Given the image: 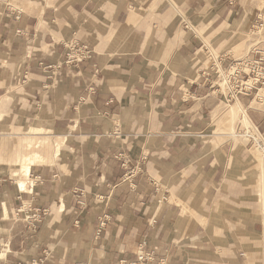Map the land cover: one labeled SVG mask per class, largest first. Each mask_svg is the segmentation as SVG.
<instances>
[{"label":"crops","instance_id":"0c3cea01","mask_svg":"<svg viewBox=\"0 0 264 264\" xmlns=\"http://www.w3.org/2000/svg\"><path fill=\"white\" fill-rule=\"evenodd\" d=\"M55 1L58 10L40 8L38 17L0 4V99L23 90L27 115L35 105L39 114L29 124H20L21 112L9 115L12 123L22 130L37 122L51 140L62 139L51 164L31 168L23 191L0 168V264H242L238 248L235 259L218 253L229 234L217 238L203 224L219 174L217 147L203 135L202 108L193 109L182 89L207 97L191 59L203 41H233L250 29L257 31L234 41L233 51L264 43V8L255 0H163L170 8L160 13L159 3L164 25L155 26L134 24L140 0ZM179 17L187 20L181 30ZM39 19L59 26L29 48ZM80 46L90 56L80 51L76 63ZM219 58L220 67L235 60ZM248 109L255 108H247L253 123Z\"/></svg>","mask_w":264,"mask_h":264},{"label":"rangeland","instance_id":"374dc122","mask_svg":"<svg viewBox=\"0 0 264 264\" xmlns=\"http://www.w3.org/2000/svg\"><path fill=\"white\" fill-rule=\"evenodd\" d=\"M37 6L30 7L25 9L24 2L19 0H0V4L4 6L8 4L9 10L14 11L16 8L19 9L20 17L25 15H34L37 16L40 13V8H42L41 12L43 13L47 7L52 10H58V5L56 4L55 0H37ZM110 1V0H109ZM112 2L116 0H111ZM110 1V2H111ZM163 0H140L139 6L137 7V15L134 24L136 25L137 22L143 24H151L155 22L156 25H164V23L160 19V15L156 14V10L158 9L159 3ZM171 2H174L170 0ZM257 2L258 8H264V4H262L259 0H255ZM111 2V3H112ZM28 4V3H27ZM26 4V5H27ZM25 5V6H26ZM24 8V9H23ZM168 8H170V3L163 1L162 6L160 7L159 12L163 13ZM124 10H128V3L124 6ZM53 12V11H52ZM42 13H40L42 15ZM39 14V15H40ZM38 17V16H37ZM130 18V13H129ZM39 19V24L35 30L36 33L33 31V37L27 35V41L31 42V39L39 40L42 39L45 34L49 31V29H53V27L59 26L58 21H48L44 25H41ZM55 21V22H54ZM177 27L178 30H181L184 25V21H187L185 18L181 19L180 17L177 18ZM187 23V22H185ZM134 25V26H135ZM152 25V24H151ZM189 24L187 23V26ZM257 30L251 31L250 29L246 31H241L238 37H235L233 41H217L215 43H211L210 41H203V46H201L198 51H196L195 55L191 57L192 64H195V71L199 70V67L202 68L201 71L209 73L212 76L211 80L206 83L205 86L208 88L207 97L205 95H197V94H190L184 88L183 98L187 101H192L195 105L193 109H200L202 108V113L204 114L205 118V131L203 135H207L209 141L213 142V144L217 147V151L213 152L216 157V163L219 166V174L216 183L214 184L215 191L210 197L211 204L207 206V211L209 215L207 219L204 220V225H212L213 229L211 233L215 235L217 238L222 236V231L229 234V242L228 245L226 244L223 249L218 251V253L227 259H235L231 258L232 253H236L235 248L240 250V254H243L242 257L239 258V262L242 264H247L248 258H252V264H264V239L260 237V232L262 230L261 219L264 222V210L260 209V205L257 203L256 198L254 195L251 194V189L253 186L250 185L251 177L248 175L251 173H257L256 169L250 167L251 164L253 165L255 162V158L252 159V155L254 151V144L250 140L247 141H238L237 143H232L228 137H221L218 134L222 133V129H225V123L222 120H217L214 116V110L217 108H228L229 105L233 104L234 102L227 103L226 99L222 98L218 92H214L217 88L210 90V81L213 84H218L221 87V90L224 94L227 93V84L222 83L224 82L222 78L216 79L214 75V71L211 70V67L214 63L216 67H220L219 60L220 56L222 55H231L233 59H242L245 58L252 50H264V43L259 45L253 46L250 50L248 48L242 54H236L233 51L232 43L241 42L247 39L249 36L253 35ZM164 32V31H163ZM18 33V32H17ZM50 33V32H49ZM147 35V32L145 30ZM35 35V36H34ZM156 41L162 42L164 40V34L157 35ZM55 41H59L58 38H55ZM44 40L42 41V44ZM34 41L29 44V48L33 47ZM31 49H29L30 51ZM248 50V51H247ZM4 60V68H6L9 64L5 65L9 61L7 59ZM199 65V66H198ZM222 67V66H221ZM227 67L225 65L222 67L224 70ZM200 73V72H199ZM17 83V87L23 86L21 79L19 78ZM224 86V87H223ZM16 87V88H17ZM224 89V90H223ZM11 89L10 91H12ZM22 90V89H21ZM19 92V91H17ZM255 94V93H254ZM6 95V94H5ZM16 100L11 97L10 101L6 103L8 100L0 99V156L7 155L9 152H14V150H18V143L16 140H20L21 137L16 136V134H21L24 130H19L18 127L14 123H12L11 118L9 115H13L15 113L21 112L20 117V124L21 122L32 123L39 114L38 108L30 111L29 116L27 115V111L31 109V105L29 104L30 101H26L23 98L26 97L22 90L21 93L17 94ZM4 96V95H3ZM2 97V96H0ZM244 106H247L250 99H240ZM34 101V100H33ZM10 104V105H9ZM217 105L216 108L213 109L211 116L210 111L213 106ZM264 110V107H263ZM7 111L8 113L6 114ZM26 113H23V112ZM6 114V117H3ZM25 114V115H24ZM248 114L252 119L253 123L258 126L260 133L264 138V112L256 109H248ZM31 126V125H26ZM50 129V127H47ZM53 133H57L51 130ZM50 133V132H49ZM11 134V135H8ZM214 134V135H213ZM202 140V139H201ZM37 141V139H35ZM17 145L13 146L14 143ZM52 142V141H51ZM203 142V141H202ZM12 143V145H11ZM210 143V142H209ZM239 143V144H238ZM11 146V147H10ZM254 149H253V148ZM53 149V144H49V148L40 147L39 150L41 151H51ZM13 150V151H12ZM238 155V157H235ZM228 157V164L230 165L234 160L233 164L229 167H226L225 160ZM235 158V159H234ZM249 158V159H248ZM250 158L252 160H250ZM250 160V161H249ZM26 162V161H25ZM52 163V162H51ZM50 164V163H49ZM6 165H10L9 163H5V161L0 162V168L8 169L9 173L11 174L12 171L16 170L17 167H7ZM39 165V164H36ZM33 165L32 167L35 168ZM47 165V164H45ZM250 168H249V167ZM11 169V170H10ZM249 170V172H247ZM254 170V171H253ZM7 171V170H6ZM3 170V172H6ZM251 190V191H249ZM251 197H250V196ZM255 199V200H254ZM243 203L238 204V201ZM255 201V203H254ZM264 224V223H263ZM254 237V239H249ZM232 249L233 252H230ZM245 261V262H244Z\"/></svg>","mask_w":264,"mask_h":264},{"label":"bare ground","instance_id":"6f19581e","mask_svg":"<svg viewBox=\"0 0 264 264\" xmlns=\"http://www.w3.org/2000/svg\"><path fill=\"white\" fill-rule=\"evenodd\" d=\"M174 9H176V6ZM219 74V78H222L224 81L222 83H225L226 81L223 71ZM263 107L264 89L259 88L258 93L247 106H244L239 100H235V102L229 105L228 108H217L213 113L217 120L223 119L225 123V129H222V133L218 134V136L228 137L232 143L233 141L234 143H237L238 141L241 142V140L247 141L250 139L253 142L255 149L252 148L255 152H253L251 157L252 159L255 158L253 159L255 162H253L254 164H251L250 167L254 168V170L256 169L257 173H251L252 170H250L248 176L251 177L250 185L253 186V189H251L252 191H249L254 195L257 203L260 205V209L262 210H264V138L258 131L257 127L249 119L247 108L263 109ZM1 117L0 114V118ZM22 130L24 131H22L21 134H16V136L21 137L20 140H16L18 145L16 142L13 145H17L18 150L0 156V162H10V165H6L7 167H17V169L12 171L10 175L21 191L26 189L32 166L36 164H51L53 157L58 154L62 144V139L51 140L52 134L50 135L49 130H44L37 122L34 125L25 126ZM35 139H37V141H35ZM50 143L53 144L52 152L50 150H39L40 147L47 148L48 150ZM252 159L250 158V160ZM247 172H249V170Z\"/></svg>","mask_w":264,"mask_h":264},{"label":"built area","instance_id":"2783aa9c","mask_svg":"<svg viewBox=\"0 0 264 264\" xmlns=\"http://www.w3.org/2000/svg\"><path fill=\"white\" fill-rule=\"evenodd\" d=\"M85 50L84 58H89V51L87 48L80 46L74 47V56L73 61L80 63L83 58L79 56L80 51ZM221 70L222 68L219 67ZM219 68L216 65H212L211 70L214 71L216 79L219 78ZM223 71L224 78L227 84V93L224 94L218 84H213L210 81V88H217L216 91L219 95L226 99L227 103H232L235 99L242 97L243 99H251L254 96V93H257L259 88H264V56L260 53L250 52L245 58L234 60L230 65H228ZM200 76L204 78V82H209L212 76L209 73L200 71ZM126 163H123L122 166H125ZM30 217L29 221L33 223L37 219ZM142 258V257H141ZM28 264H42V260L31 261Z\"/></svg>","mask_w":264,"mask_h":264}]
</instances>
